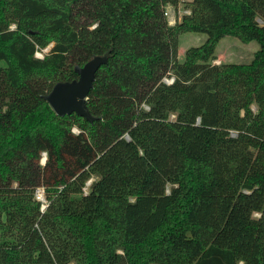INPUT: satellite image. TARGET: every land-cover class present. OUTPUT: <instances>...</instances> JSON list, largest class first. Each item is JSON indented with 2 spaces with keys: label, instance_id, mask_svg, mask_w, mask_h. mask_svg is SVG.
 <instances>
[{
  "label": "trees",
  "instance_id": "obj_1",
  "mask_svg": "<svg viewBox=\"0 0 264 264\" xmlns=\"http://www.w3.org/2000/svg\"><path fill=\"white\" fill-rule=\"evenodd\" d=\"M226 36L253 60L214 64ZM108 51L101 119L56 115ZM0 264H264V0H0Z\"/></svg>",
  "mask_w": 264,
  "mask_h": 264
},
{
  "label": "water",
  "instance_id": "obj_2",
  "mask_svg": "<svg viewBox=\"0 0 264 264\" xmlns=\"http://www.w3.org/2000/svg\"><path fill=\"white\" fill-rule=\"evenodd\" d=\"M52 47L53 45L50 49ZM110 54L111 51H108L102 56L93 57L82 67L76 66L75 73L78 75L77 79L71 82L56 83L52 90L44 96L56 115L64 117L76 114L85 118L90 123H94L96 120L101 119V117L91 114L87 102L89 93L94 86L96 74L102 65L108 63Z\"/></svg>",
  "mask_w": 264,
  "mask_h": 264
},
{
  "label": "rangeland",
  "instance_id": "obj_3",
  "mask_svg": "<svg viewBox=\"0 0 264 264\" xmlns=\"http://www.w3.org/2000/svg\"><path fill=\"white\" fill-rule=\"evenodd\" d=\"M184 3H181L178 7L172 8L169 17V24L174 25L177 21H180L185 15ZM208 36L205 33H187L180 37V46H179V59L182 61L184 59V55L186 50L191 47H198L205 43ZM37 52L36 56L38 58H43L49 51L50 47ZM259 44L255 41L250 43H242L240 40L226 36L220 40L216 47V55L217 59L214 61V64L221 63H237V64H247L250 63L254 54L259 50ZM254 110H256L255 106H252ZM74 132H78V128H73ZM44 158V155H43ZM42 158V160H43ZM43 164V163H42ZM91 182H89L90 184ZM87 192V190H86ZM37 195L43 198V203H46L45 193L43 194V190H40ZM46 208V207H45ZM258 216V214H256Z\"/></svg>",
  "mask_w": 264,
  "mask_h": 264
},
{
  "label": "built area",
  "instance_id": "obj_4",
  "mask_svg": "<svg viewBox=\"0 0 264 264\" xmlns=\"http://www.w3.org/2000/svg\"><path fill=\"white\" fill-rule=\"evenodd\" d=\"M172 8H173V6H171V5H168V6L165 8V16L168 18V21H169V17H170L169 14H170ZM184 13H185V14H190L191 11H190V10H185ZM166 82L169 83V84H171V83L173 82V79H167ZM43 155H44V158H43V160H42V163H43V162L45 161V159H46V154H43ZM40 190H43V194L45 193V191H44L43 188H38L37 191H36V198H37V200L43 202L44 199H43V198L41 199V197H39V196L37 195V193H38ZM45 207H46V206L44 205L43 208H45Z\"/></svg>",
  "mask_w": 264,
  "mask_h": 264
}]
</instances>
